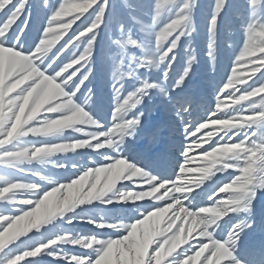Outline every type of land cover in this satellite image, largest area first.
Wrapping results in <instances>:
<instances>
[{"label": "snow or ice", "instance_id": "6c2138e0", "mask_svg": "<svg viewBox=\"0 0 264 264\" xmlns=\"http://www.w3.org/2000/svg\"><path fill=\"white\" fill-rule=\"evenodd\" d=\"M95 6V7H94ZM127 8L133 12L142 14L145 17L151 16L149 23H142L137 15H131L132 22L140 25L141 31L145 33L143 39L134 38L131 30L126 28L113 13V5L110 0H63L58 5H52L48 11L47 26L45 30L56 31L60 23V17L64 14L65 9H75V13H85L89 9L94 10L87 17L83 27L78 26L76 32L65 45H69L74 37L79 36L80 41L75 44V48L71 54V61H77L75 66H71L70 62L61 61L57 64L62 56L61 53L66 48L65 45L57 50V54L49 57L47 62L41 63L39 59L40 49L38 44L33 48L24 47L25 29H29V17L32 10L30 0H0V52H2L5 70L4 78L0 83V163H3L8 168L16 169L17 172L25 171L19 165L25 161L31 162L34 158L38 160L40 165L47 162L52 152L56 151L58 145L63 144H76L79 141H88L86 145H82L75 149H111L112 144H106L111 141L117 147L120 143H124L127 138L134 137L141 127V120L143 112L135 113L139 106L142 105L145 98L149 97L153 91L160 94L167 99L168 103L174 108L178 121L184 133V150L181 153L183 158L182 163L174 164L176 167V175L174 178H165L162 175L154 174L148 168L142 166L139 161L130 162L128 158L124 157L120 150H112L115 155L110 156L107 152H100L102 159L105 163L102 166L92 163L88 165H76V175L78 178L72 179L68 183H58L56 180L48 181L51 184L52 190L62 189V185L66 186L75 181L79 184L82 180L86 183H91L95 186L99 180L96 178L97 169H105L112 171L123 170L121 179L130 181V184H125L124 191L117 188L115 197L109 196L103 202L113 203L114 200H122L121 194L128 193H155L152 198L156 200H164V193L168 189L177 185V179L188 169L193 163L194 157L190 156L193 148L201 147L210 138L209 135L213 132H208L206 136H197V133L209 128L210 124L218 125L217 121H232L235 127L226 129L224 136L213 145L212 149H205L202 154V159L211 151L218 148L232 149L227 153V158L224 163L228 165L226 169L217 173H230L229 169H233L231 173H236L232 178L226 179L219 183L215 191L205 193L206 197L211 201V206L200 207L199 210H190L191 204L186 207L184 204L179 205L189 212H200L201 209L211 208L221 201H227L233 197L231 191H223L220 189L226 185L236 184L244 185L245 187L251 186L256 190L264 188V72L261 73L260 79L245 89L242 94L241 89L237 87L240 83H247L248 79H240L237 75V68L232 69L231 77L222 87L218 88L216 95V108L211 110L205 118L196 123L190 121L187 116L191 114V105L193 103L190 97L183 98L179 95V91L183 89L186 80L191 74L193 65L196 63L195 53L187 59L186 66L182 74L172 83H167L171 77L170 73L173 70V63L176 62V52L181 38L188 37L184 31V26L188 23L190 12L192 8V0H159L155 4V13L152 14L153 5L151 3L126 5ZM228 6V0H215L212 18L210 19L209 27V43L208 55L209 59L216 64V37L217 27L220 15ZM246 11L248 19L241 25V30L244 33V43L242 50L238 53L235 59L237 66H243L244 72L247 74L249 71L252 73L264 69V0H245ZM43 8V0L40 5ZM162 11L170 13L169 22L163 28L157 30L156 20L160 17ZM107 13V16H106ZM239 16L240 13H237ZM70 20H79V15H69ZM175 18H172V17ZM116 22L119 29V38L113 39L111 36V24ZM103 25V28L101 27ZM15 26V27H14ZM45 30L43 33H45ZM102 31L109 32V46L114 47L116 52L112 55L113 68L115 71L112 75L113 92L115 100V110L112 114V126L105 128L101 122L94 119L89 112L85 110L84 106L77 104L75 107V117L85 121L87 124L94 127L91 133L82 132L83 139H68L70 142L64 143H45L39 144H26L24 138L29 135L37 136L32 129L37 127L36 124H30L33 120L31 117L32 103L27 107L24 105V100L29 97V94L35 98L40 91L41 86L48 77L55 78V75L65 66H68L59 80L57 85L68 77L78 76L81 72L83 75L78 82H74L73 87L68 89L71 95L76 92V85H84L85 81L89 80V73L91 69V53L94 48V37L100 35ZM84 33V35H81ZM91 34V35H88ZM81 37L86 39L81 40ZM154 37V47L153 39ZM41 38H38V43ZM167 43V47H165ZM83 50L80 51L81 46ZM71 46V47H72ZM77 46H79L77 48ZM69 47V48H71ZM135 48L139 50V55H132L129 57L128 49ZM73 53H75L73 55ZM59 56L57 60L56 57ZM53 60L55 63L53 64ZM163 61L160 65L163 66L161 70V78L159 81H152L143 75L151 72L154 64ZM52 65L49 68V65ZM62 64V66H61ZM56 65V67H53ZM79 66V67H76ZM251 66V67H250ZM58 69V70H57ZM72 69V71H69ZM87 69V71H84ZM49 70L51 72L49 73ZM49 73V74H46ZM74 77V78H75ZM86 78H88L86 80ZM126 80H133L136 82L135 88L127 95L124 94V84ZM28 81H31L28 83ZM59 81V82H58ZM26 85L25 87H21ZM57 85H50L56 87ZM17 89H20L17 91ZM229 89H234L233 92H228ZM227 92L232 102L240 104L241 102L248 101V108L237 109L238 114H233L231 118L219 117L216 115L220 110L223 103L222 97ZM15 93V95H11ZM259 97V100L254 99ZM23 109V111H22ZM258 110V111H257ZM59 114L56 116L47 115L43 119L57 120L64 118V114L60 112H51ZM213 117H216L213 119ZM69 120L73 116L68 117ZM242 121V123H238ZM159 131V130H158ZM212 135V136H213ZM196 137L195 140L192 138ZM227 137V139H225ZM239 137L237 140L236 138ZM155 138V137H153ZM15 140V143L13 141ZM104 147H97L98 145H105ZM11 145V146H9ZM41 149L45 151H40ZM57 167H66L63 164ZM90 170H92L90 172ZM32 176L38 177L36 181H29L28 183L17 182L18 177L15 173L5 172L0 174V199L4 200V207H0V237L4 238V242L0 245V264H20L21 261L28 257H41L33 259L28 264H44L43 257H51L52 261L57 264H111L114 258V264H135L138 259L143 260V264H155L157 253L161 249L162 241H156L155 247L148 245L142 250L136 247V234L137 231L154 216L161 211L169 212L171 209L176 208L178 204L174 203V198L166 201L167 206L155 204H138L137 211L139 215L136 217L137 222L131 224L123 223H107L101 219L99 222L93 218L81 217H68L66 222L73 223L74 221L87 222L94 224L98 229H113L116 231L123 230L126 234H122L121 238L112 239L106 238L103 234L90 233L88 235L62 234L56 237L39 239L32 243V238L27 241H21L15 247L7 248L6 244L17 240L20 236L27 235V232L17 233L13 235L14 228L20 217L27 215L37 209L41 201L51 191H42L40 182H45V175L41 174V168L28 170ZM82 171L83 174H79ZM139 177V179H135ZM147 185V187H144ZM138 190H131L133 187ZM163 189V192H161ZM23 190L30 192L33 199H17L19 192ZM11 193V195H7ZM159 193V195H157ZM219 193H229L227 199H218ZM197 193V196H200ZM151 198V199H152ZM196 197H191L195 199ZM147 200V199H144ZM143 200V201H144ZM253 196L247 198V210L233 211L229 214H238L246 216L247 218L241 219L236 222L226 236L221 235L217 237L215 230H209L204 233L207 237L208 243L201 241L199 244L193 245L189 249H184L183 252L173 256V252L167 256L162 264H195V262L204 255V264H264V248L259 251H252L246 256H241L239 253V244L241 235L248 229L252 228V202ZM12 205V208H8ZM16 205H25L32 210H27L25 207L17 208ZM14 209V211H13ZM12 213V214H9ZM142 217V218H141ZM39 231V230H37ZM62 245L79 246L81 249H88L86 252H71ZM151 247V252L149 251ZM175 252V251H174ZM168 257H172L168 259Z\"/></svg>", "mask_w": 264, "mask_h": 264}, {"label": "rangeland", "instance_id": "374dc122", "mask_svg": "<svg viewBox=\"0 0 264 264\" xmlns=\"http://www.w3.org/2000/svg\"><path fill=\"white\" fill-rule=\"evenodd\" d=\"M63 2V0H49V3L52 5H58ZM159 0H110V3L113 5L114 15L124 23L126 28H129L133 34L134 38L143 39L145 33L141 31L140 25L132 22L130 19L131 15H137V12H133L131 9L127 8L126 5L131 4L133 7L138 4L151 3L153 5L152 14L155 13V4ZM177 3L180 0H176ZM32 4L31 14L28 20L29 29H25V35L22 37L24 39L25 48H33L34 45L38 44V38H42L43 31L47 26L48 11L40 7L42 0H30ZM215 5V0H197V7L194 12V22L196 25L197 31L191 37H183L179 42V45L176 50V62L173 63L172 71L170 73L171 79L167 83H172L175 79L178 78L182 71L184 70L187 59L192 54L195 53L196 63L193 65L191 74L186 80L185 85L182 90L179 91V95L183 98L190 97L193 101L191 105V114L187 118L196 123L197 121L202 120L207 116V114L216 108V95L218 94V88L222 87L224 83L227 82V79L231 77L232 69L237 68V75L240 79H248L251 76V79H248L247 83H240L237 85L241 89L242 94L243 89L247 88L249 84L255 83L260 79L261 73L264 72V69H261L258 72L252 73L249 71L247 74L244 72V67L237 66L235 64V59L238 53L243 48V43L245 40L244 33L241 30V25L245 23L248 19V13L246 11L245 0H228V6L220 15L217 27V37H216V55L217 61L213 65L208 55V43H209V27L210 19L212 18L213 8ZM95 7V6H94ZM94 10L89 9L85 13H74L73 15H79L80 19L68 30L67 35L63 37L53 48L50 57L57 54V50L61 49L62 45H65V41L69 40V37L73 36V33L76 32L78 26L83 27L87 17ZM237 13H240L238 16ZM171 14L162 11L159 18L156 20L157 30L163 28V26L169 22V16ZM107 16V13H106ZM172 18H175L174 16ZM2 19V17H0ZM65 19H71V16L65 17ZM138 19L142 23H149L151 16L145 17L142 14H138ZM85 20V21H84ZM15 27V26H14ZM103 28V25L101 26ZM111 36L113 39L119 38L120 33L117 28V24L114 21L111 24ZM91 35V34H88ZM109 32L102 31L100 35L94 42V56L92 57L91 68L92 75L89 77L88 81H85L84 85L81 87V92L77 93L75 101L78 105L83 106V97L88 88H91L94 93V101L91 109L85 108L94 119H97L98 122L102 123V126L105 128H110L112 126V114L115 110V100L113 92V80L112 75L115 69L113 68L112 55L116 52L114 47L109 46ZM153 39L154 37H150ZM86 39V37H81V40ZM71 41H69L70 43ZM80 41H77L79 44ZM167 47V43L164 45ZM67 47V45H65ZM83 45L81 46L80 51L83 50ZM75 45L71 48H68L67 52L60 57V60L57 61V64H60L61 61L70 62L71 54ZM129 57L132 55H139V50L135 48L128 49ZM62 66V64H61ZM56 67V65H53ZM79 67V66H76ZM251 67V66H250ZM161 69H153L151 72L145 73L149 79L152 81H159L161 78ZM5 64L2 52H0V83H2L4 78ZM58 70V69H57ZM69 71H72L70 69ZM84 71H87L85 69ZM51 70H49V73ZM46 73V74H49ZM83 72L78 74L74 78V82H78ZM31 81H28L30 83ZM59 82V81H58ZM136 82L133 80H126L124 84V94L132 92L135 88ZM22 85L21 87H25ZM20 89H17L19 91ZM234 89H229L228 92H233ZM11 95H15L12 93ZM254 99L259 100V97ZM223 103L221 108L217 111L216 115L224 118H231L232 115L238 114L237 109L248 108L249 102L244 101L240 104H235L232 102L231 98L228 96V93L225 92L222 97ZM258 111V110H257ZM143 112V117L141 120V127L138 129L136 135L131 138H127L123 143L120 151L123 156L128 158L130 162L139 161L140 164L154 174L162 175L165 178H174L176 175V167L174 164L182 163L183 158L181 156L182 151L184 150V133L182 127L178 121V117L175 114L174 108L168 103L167 99L162 97L157 92L153 91L152 94L145 98L142 105L139 106L135 113ZM47 115L56 116L59 118V114L56 113H46L43 110L40 114L37 115L30 124H36L37 121L43 120ZM216 117H213L215 119ZM242 123V121L238 122ZM37 126H39L37 124ZM85 130H95L85 128ZM159 130V131H158ZM222 126L210 124L209 128L202 130V132L197 133V136H206L208 132H213L214 135L210 138H207L206 142L199 148H193L190 152V156L194 157L193 163L189 166L190 168H195L200 166L204 161L201 158L205 149L211 150L213 145L224 136V131ZM155 137V138H153ZM68 139H83L81 133L72 132L68 130L64 133L63 136H33L29 135L24 138V143L30 144H39L40 142L45 143H64L70 142ZM193 140L196 137L192 138ZM227 139V137H225ZM237 140L239 137L236 138ZM15 143V140L13 141ZM11 146V145H9ZM100 152H107L110 156H114L115 153L111 149H77L76 152H57L52 155L49 159L54 161L55 167L50 163H45L40 165L38 160L34 158L30 163L25 161L21 163L19 167L25 171L17 172L16 169L8 168L3 163H0V174L5 172L15 173L18 177L17 182L19 183H28L29 181H36L38 177L32 176L28 170L41 168V174L54 178L58 183H68L72 179L78 178L76 175V165H88L91 166L92 163L97 164V166H102L105 161L102 159ZM63 164L66 167L60 168L57 165ZM233 169H229L230 173H216V178L210 180L209 182L205 181L202 189H197L196 193H193L192 197L195 199L184 200L183 204L187 207L188 204H191L190 210L197 211L200 207L211 206V201L204 195L209 191H215V188L219 186V183L225 181L226 179L232 178L236 173H231ZM79 174H83L82 171ZM197 173L189 172L186 170L178 179L177 183H184L188 178L197 176ZM139 179V177L135 178ZM130 181L121 179L116 188L121 189V191L126 190L125 184H130ZM42 191H51L52 185L47 182H40ZM147 187V185H144ZM131 190H138L137 187H133ZM19 195L17 199H33L34 197L30 192L23 190H17ZM115 191V189H114ZM163 192V189H161ZM197 193H200V196H197ZM11 195V193L6 194ZM111 195V194H110ZM159 195V193L157 194ZM229 193H219L218 199L223 198L227 199ZM168 197H165L164 200H156L155 198L147 199L144 201H128L123 202L120 200H114L113 203L105 202H93L91 205H83L75 213L66 214L63 219H59L54 222L51 226L42 227L39 231L32 229L25 236H20L17 240L12 241L6 244V249L15 247L16 244L21 243V241H27L29 238H32L30 242L34 243L39 239H47L56 237L62 234H71L76 235H88L90 233L103 234L106 238L118 239L121 238L122 234H126L123 230L116 231L113 229H98L94 224L87 222L74 221L73 223H67L66 220L68 217H76L79 215L81 220L85 218H93L97 222L101 219L107 223H123L131 224L137 222L136 217L139 215L137 211L138 204H155V205H166ZM0 207H4V200L0 199ZM8 208H12V205H8ZM17 208L25 207L27 210H32L30 207L25 205H16ZM179 205L176 208L171 209L164 216V221L166 222L168 217L173 216ZM14 211V209H13ZM12 214V213H9ZM142 218V217H141ZM247 218L246 216L231 214L226 217L223 221L220 222V227L216 231L217 237L224 235L226 236L232 226L239 222L241 219ZM252 228L246 230L241 235V240L239 244V253L240 255L246 256L252 251H259L261 248H264V206L258 204L257 196L252 202ZM181 224L177 222L176 228L180 227ZM144 228H148L149 225H143ZM187 225H185L186 231L188 230ZM176 228H173V232L176 231ZM18 232H13L15 235ZM139 235L140 229L136 234V247H139ZM258 235V236H257ZM263 236V237H262ZM257 237V238H256ZM161 239L157 237L156 240ZM201 241L208 243L207 237L198 235L197 232H193L192 236L188 238L187 243L181 244L180 247L173 252V256L183 252L184 249H189L193 245L199 244ZM4 242V238L0 237V245ZM155 242L153 241L151 247H155ZM65 249L71 252H86L88 249H81L79 246L73 245H62ZM151 247L149 251L151 252ZM208 253L205 252L195 264H204V256ZM41 257H28L25 260L21 261L20 264H28L30 260L39 259ZM172 257H168L171 259ZM51 257H43L44 264H57L56 261H52ZM111 264H114V258L111 261ZM166 264V261L164 262Z\"/></svg>", "mask_w": 264, "mask_h": 264}, {"label": "clouds", "instance_id": "9594fccd", "mask_svg": "<svg viewBox=\"0 0 264 264\" xmlns=\"http://www.w3.org/2000/svg\"><path fill=\"white\" fill-rule=\"evenodd\" d=\"M51 6L52 4L49 3V0H43L44 9H50ZM196 7L197 0H192L190 18L188 23L184 26V31L188 34V37H191L197 31L193 19ZM75 11V9H65L64 14L59 18L60 23L58 29L56 31L45 30V33H43L38 43L40 49L39 59L41 63L47 62L53 48L65 35H67L68 30L76 23L75 20L65 19V17L73 15ZM81 35H84V33H81ZM97 37H94V40L97 39ZM79 39V36L74 37L64 51H67L68 48ZM78 47L79 46H77V48ZM74 54L75 53H73V55ZM61 55H63V52ZM93 56L94 48L91 53V62ZM56 59L58 60L59 56H57ZM76 62L77 61H71V66H75ZM52 63L54 64L55 60H53ZM162 63L163 61H159L154 64V67L159 70ZM51 67L52 65L50 64L49 68ZM67 67L68 66H65V68L61 69L55 75V78L48 77L35 98H33L32 94H29V97L24 100L25 107H27L29 103H32L31 117L33 119L37 117L42 110L46 113L60 112L64 114V118L62 119H43L39 121V126L32 129L37 136H63L68 130L77 133H91L94 131H86V127L89 129H94V127L74 115L75 107L77 106V103L74 101L77 93L81 92L82 84L76 85V92H73L71 95L68 93V89L73 87V79L76 74H74L73 77H68L61 81L59 85H57V80L64 74ZM91 75L92 68L89 73V76ZM87 79L88 78H86V80ZM50 85L57 86L51 87ZM93 101V90L88 88L83 97V106L91 109ZM69 116H73V119L69 120ZM215 123L222 126V130L235 127L232 121H217ZM209 135L212 136L213 134L210 133ZM87 143L88 141H79L76 144L58 145L56 151L52 152V154L47 157L46 163H50L55 167L54 161L49 159L52 155L57 152L74 153L77 147L86 145ZM106 144H112V150L116 151L120 150L123 146V143H120L117 147V145L113 144L111 141H107ZM106 144L98 145L97 147H104ZM40 151L45 150L41 149ZM231 151L232 149L228 148H218L209 152L203 158L204 162L200 166L188 169L189 172L197 173V176L188 178L184 183L174 185L164 193V196L170 199L174 198V203L178 205H183L184 200L190 202L193 193H196L197 189H202L205 181L210 180L217 172L223 171L228 167L224 161L227 158V153ZM91 171L92 170H90V172ZM123 174V170L112 171L110 168L109 170L101 168L96 170V178L99 182L96 183L95 186L83 180L79 184L73 181L72 184L66 186L62 185L61 187L63 190L56 189L49 192L41 201L40 205L37 206L35 211L20 217L14 231L23 233L32 229L40 230L42 227L51 226L57 220L63 219L66 214L75 213L77 209L83 205H91L93 202H103L109 196L115 197L116 185L121 180ZM44 179L45 182L55 180L49 176H45ZM259 190H264V188H260ZM220 191H231L234 195L229 200L218 202L217 205L211 208L201 209L200 212H189L183 207H180L173 216L168 217L166 222L164 221V216L168 213L167 211H161L157 215H154L147 223L149 225L148 228H144L143 226L140 228L138 248L142 250L148 245H151L153 241H162L161 249L157 253L155 260V264H162V261L172 252L176 251L181 244L187 243L188 238L192 236L194 231L201 236L209 230L217 231L220 227V222L228 217L231 212L236 211L238 208L240 210H247L246 201L248 196L252 195L253 199H255L257 195V190L254 187H245L244 185L236 184L226 185L224 188H221ZM31 195L33 194L31 193ZM154 195L155 193H128L121 194V198L126 202H135L151 199ZM177 222L181 224L178 228H176ZM185 225L189 226L187 231ZM173 228H176L175 232H173ZM157 237H161V239L156 240ZM135 264H143V260L138 259Z\"/></svg>", "mask_w": 264, "mask_h": 264}, {"label": "bare ground", "instance_id": "6f19581e", "mask_svg": "<svg viewBox=\"0 0 264 264\" xmlns=\"http://www.w3.org/2000/svg\"><path fill=\"white\" fill-rule=\"evenodd\" d=\"M214 178H216V176H214V177H212L210 180H212V179H214ZM263 192H264V190H263ZM257 198H258V203H259V205H262V206H264V200H262L261 199V196H259V195H257ZM260 201H261V203H260ZM258 236V235H257ZM263 237V236H262ZM257 238V237H256ZM264 239V238H263ZM264 243V242H263Z\"/></svg>", "mask_w": 264, "mask_h": 264}]
</instances>
